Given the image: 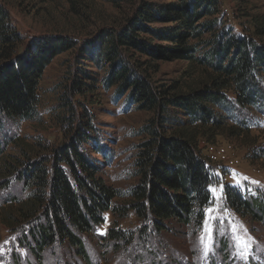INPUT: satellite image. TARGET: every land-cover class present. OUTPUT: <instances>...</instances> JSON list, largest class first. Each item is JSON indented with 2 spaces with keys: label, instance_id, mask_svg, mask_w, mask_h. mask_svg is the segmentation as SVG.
Listing matches in <instances>:
<instances>
[{
  "label": "trees",
  "instance_id": "obj_1",
  "mask_svg": "<svg viewBox=\"0 0 264 264\" xmlns=\"http://www.w3.org/2000/svg\"><path fill=\"white\" fill-rule=\"evenodd\" d=\"M219 7V0H142L136 19L130 22L134 30L125 26L107 40L105 50L97 45L88 49L86 59L112 63L108 85L120 82L118 93L130 89L134 103L158 110V118L143 128L149 137L139 146V181L129 190L126 205H115L121 192L100 176L104 162L85 152L84 146L93 144L108 161L107 151L99 148L95 126L86 117L69 143L54 148L49 157L25 161L27 169L20 177L36 192L21 202L14 221L18 227L27 223L33 239L30 249L36 254L67 241L70 251L86 259L82 236L102 226L109 211L120 218L132 211L157 234L175 233L179 228L173 224L200 228L206 209L216 200L212 190L219 185L222 208L251 222L264 223L263 191L226 180L228 174L214 171L200 148L201 140L210 142L218 136L240 141L255 137L251 132L256 125L252 111H264V24L248 14L246 33L235 32L215 20L206 21L218 15ZM250 23H255L253 31ZM141 32L151 33L157 41L140 39ZM206 34L211 37L205 38ZM25 41L0 1V125L38 116V89L46 68L74 46L68 38L56 35L34 38L22 48ZM126 45L155 61L195 62L209 80L184 93L157 90L148 82L146 70L116 58L117 47ZM200 51L203 54L199 55ZM91 72L83 74L92 79ZM83 85L75 79L73 86L83 91ZM251 156L264 158V144ZM129 233L112 227L106 239L116 245L129 244L133 237Z\"/></svg>",
  "mask_w": 264,
  "mask_h": 264
},
{
  "label": "rangeland",
  "instance_id": "obj_2",
  "mask_svg": "<svg viewBox=\"0 0 264 264\" xmlns=\"http://www.w3.org/2000/svg\"><path fill=\"white\" fill-rule=\"evenodd\" d=\"M0 1L18 31L26 37L22 48L45 35L63 36L74 44L46 68L38 89V116L30 121L9 120L0 125V264H264V223L251 222L222 208V185L212 190L216 200L206 209L200 228L173 224L179 228L175 233L157 234L132 211L125 218L109 211L102 226L82 236L86 259L70 251L67 241L48 247L40 255L31 250L33 239L26 229L27 223L18 227L14 221L21 202L36 192L35 187L27 188L20 177L27 169L25 161L49 157L54 148L69 143L86 117L95 126L99 148L107 151L108 161L102 159L101 149L97 150L93 144L85 145V152L104 162L100 176L121 192L115 205H126L129 190L139 181L136 166L139 146L149 137L143 128L158 118L159 113L134 103L130 89L118 93L120 82L108 85L111 62L99 58L97 64L86 59L88 49L97 45L105 50L109 46L107 40L125 26L134 30L130 22L136 19L142 0ZM219 1L218 15L206 21L215 20L235 32L246 33L248 14L264 24V0ZM249 25L253 31L255 23ZM138 37L151 43L157 41L147 32H141ZM210 37L211 34L205 35ZM119 57L125 65L146 70L145 76L155 89H171V94L188 92L209 80V75L195 62L155 61L127 45L117 47L116 58ZM88 70H92L89 74L92 79L83 74ZM75 79L83 82V91L74 88ZM252 117L256 122L251 131L255 137L240 141L218 136L210 142L201 140L200 148L214 171L228 174L226 180L245 188H260L264 193V158L251 156L264 144V127L259 128L264 126V111H252ZM112 227L130 231L132 241L118 245L109 242L106 233Z\"/></svg>",
  "mask_w": 264,
  "mask_h": 264
},
{
  "label": "snow or ice",
  "instance_id": "obj_3",
  "mask_svg": "<svg viewBox=\"0 0 264 264\" xmlns=\"http://www.w3.org/2000/svg\"><path fill=\"white\" fill-rule=\"evenodd\" d=\"M209 211H211V209H209ZM205 251H206V253H207V249H206Z\"/></svg>",
  "mask_w": 264,
  "mask_h": 264
}]
</instances>
